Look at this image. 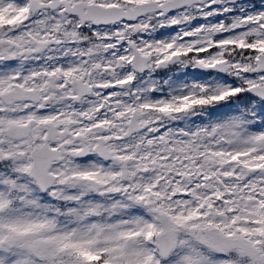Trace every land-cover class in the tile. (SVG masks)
<instances>
[{"label":"snow or ice","instance_id":"snow-or-ice-1","mask_svg":"<svg viewBox=\"0 0 264 264\" xmlns=\"http://www.w3.org/2000/svg\"><path fill=\"white\" fill-rule=\"evenodd\" d=\"M0 264H264V0H0Z\"/></svg>","mask_w":264,"mask_h":264}]
</instances>
